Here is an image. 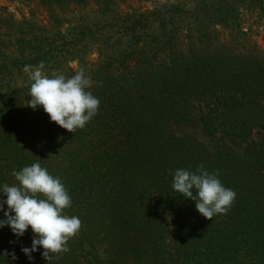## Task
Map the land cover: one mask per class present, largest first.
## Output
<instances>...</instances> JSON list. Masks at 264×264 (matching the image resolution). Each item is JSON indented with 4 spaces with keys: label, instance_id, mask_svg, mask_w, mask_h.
<instances>
[{
    "label": "trees",
    "instance_id": "16d2710c",
    "mask_svg": "<svg viewBox=\"0 0 264 264\" xmlns=\"http://www.w3.org/2000/svg\"><path fill=\"white\" fill-rule=\"evenodd\" d=\"M39 1L54 24L61 19L56 11L71 5L94 2L105 13L99 34L81 23L61 44L40 28L32 41L15 42L20 52L32 51L35 64L43 62L47 75L84 69L100 105L83 129L70 133L42 107L27 105L28 79L19 87L0 80V184L15 183L14 169L39 162L65 185L72 199L65 214L81 220L70 251L54 261L42 249L31 261L22 253L31 246L30 229L17 238L0 228V264H264V52L242 23L244 13L264 22V0H194L123 19L115 0ZM150 20L158 22V35L130 36L123 50L102 55V46ZM8 28L0 16V48L9 42L2 33ZM90 45L94 63L85 60ZM75 59L76 70L67 62ZM9 61L0 59V75L17 63ZM202 105L198 120L207 136L229 142L213 153L170 131L190 124ZM201 164L219 170L221 183L237 194L230 211L211 220L171 188L175 169Z\"/></svg>",
    "mask_w": 264,
    "mask_h": 264
},
{
    "label": "clouds",
    "instance_id": "9594fccd",
    "mask_svg": "<svg viewBox=\"0 0 264 264\" xmlns=\"http://www.w3.org/2000/svg\"><path fill=\"white\" fill-rule=\"evenodd\" d=\"M43 62L36 66L25 65L23 71L29 80L27 105L32 109L42 107L50 122L74 133L83 129L97 114L100 100L89 91L92 81L84 69L71 76L42 71ZM100 82L97 81V85ZM15 183L0 184V228L7 226L19 238L26 230L33 237L30 247L21 248L32 260V253L40 252L46 261L59 260L68 253V241L81 228L78 216L65 214L72 199L60 177L52 175L39 162L13 170ZM219 170L209 171L203 164L195 170L177 168L172 174V191L190 199L196 211L205 219L226 215L236 198V192L225 187L219 179ZM6 205V208H5ZM12 259L15 260L14 253Z\"/></svg>",
    "mask_w": 264,
    "mask_h": 264
},
{
    "label": "rangeland",
    "instance_id": "374dc122",
    "mask_svg": "<svg viewBox=\"0 0 264 264\" xmlns=\"http://www.w3.org/2000/svg\"><path fill=\"white\" fill-rule=\"evenodd\" d=\"M194 0H115V15L121 16L123 19L126 15H133L134 13L139 15L148 16L156 9L169 6L172 3L185 4L189 6L193 4ZM112 8V7H111ZM100 6L94 2H89L85 6H69L63 11L57 10L58 16L61 18L59 24H54L51 18V12L44 7L39 0H0V16L3 19H7L10 23V28L6 31L3 30L2 33L6 35V40L8 44L0 48V53L2 56H8L12 64L9 67L8 73H3L0 75L1 82L6 85L19 87L23 80L28 79L27 74L23 71L25 65L36 66L34 62L36 61L35 55L31 50L27 49L26 43L21 44L20 48L27 49L23 52L18 50L20 43H15L17 40L32 41L33 32L37 29H41L43 34H53L56 36L55 42L61 44V37H65L71 40L72 37L77 34L78 26L81 23L89 24L97 34L100 32L98 29H103V15ZM135 14V15H136ZM109 14L108 17H111ZM117 18V17H116ZM120 19L118 22H120ZM116 22L115 24H119ZM243 28L245 32L248 33L251 43L258 48L261 52H264V22L257 21L254 14L244 13L243 14ZM9 26V24H8ZM158 22L152 23L151 20L147 23L142 22L137 24L134 28L127 31L129 32V37L126 35H118L114 38L113 42L109 41L107 46H102V55H109L111 53L116 54L117 52L123 50L130 41V36H139L146 32L152 35H158L160 30L157 28ZM113 34L116 29L110 30ZM109 31V32H110ZM106 32V31H104ZM108 36V35H107ZM106 37V36H105ZM104 37V38H105ZM95 43L99 44V42ZM100 45V44H99ZM99 45H94L98 47ZM93 45L89 46L86 54V59L88 62L94 63L98 57L95 49H92ZM69 66L76 70L78 68V61L67 60ZM44 73H46L45 68H43ZM206 109V106L194 107L192 110V122L190 124L171 126L170 131L175 136H189L196 140L198 143L202 144L209 153L215 152L217 149L229 146V142L223 136H216L210 138L207 136L206 132L203 130L198 118L200 113ZM235 152H240L242 150L241 146L232 147Z\"/></svg>",
    "mask_w": 264,
    "mask_h": 264
}]
</instances>
